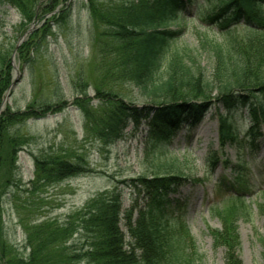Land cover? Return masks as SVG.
<instances>
[{"label": "rangeland", "instance_id": "rangeland-1", "mask_svg": "<svg viewBox=\"0 0 264 264\" xmlns=\"http://www.w3.org/2000/svg\"><path fill=\"white\" fill-rule=\"evenodd\" d=\"M128 1L66 0L53 17L49 14L39 21L28 20V7L21 11L0 5V51L9 54V87L14 83L3 95L2 111L31 110L38 115L7 128V134L23 144L14 153L10 185L0 201V252L15 264L30 258L33 264H93L91 233L82 226L93 211L91 202L116 190L122 210L128 213L135 204L142 206L144 197L125 182L168 173L184 180L179 191L183 201L189 200L181 222L189 234L185 241H192L204 264H225L223 233L232 235L231 255L238 264H264V131L256 151L252 150L246 142L250 119L245 111L234 118L240 143L220 141L214 108L201 127L183 129L156 145L149 141L145 127L137 132L130 128L123 139L108 145L98 138L95 119L106 103L98 94H114L139 109L155 108L120 76L121 50L107 20L111 21L117 5ZM190 13L183 21L186 32L168 43L164 61L174 52L195 51L209 77L213 61L205 49L200 50L201 35L228 47L243 44L249 32L237 27L221 36L217 30L207 31L198 18L190 20L195 11ZM45 108L51 109L43 115L40 111ZM161 149H167L162 161L173 170L156 168L153 156ZM210 153L215 155L213 166ZM61 160L77 164L78 173L53 176L49 163ZM236 165L245 167L241 179L248 186L241 192L231 185L219 188V182H231L233 173L226 169ZM234 197L242 198L241 205ZM136 214L135 209L133 219ZM122 219L120 228L128 242L127 221ZM213 232H222L220 240Z\"/></svg>", "mask_w": 264, "mask_h": 264}, {"label": "trees", "instance_id": "trees-1", "mask_svg": "<svg viewBox=\"0 0 264 264\" xmlns=\"http://www.w3.org/2000/svg\"><path fill=\"white\" fill-rule=\"evenodd\" d=\"M63 1L66 0H0V5L21 11L28 7V20L39 21L52 15ZM192 10L195 16H190V20L198 18L207 31L214 29L219 35L227 36L242 27L249 32L243 44L235 42L228 47L201 35L200 50L205 49L213 61L209 77L197 62L195 51L174 52L164 61L168 43L180 39L186 32L188 25L183 21ZM107 24L113 28V38L120 46L123 63L120 76L154 103L155 108L139 109L114 94L111 97L98 94L106 102L103 114L95 119L100 140L106 145L112 144L123 139L130 128L137 132L145 127L149 141L156 145L185 127H198L206 113L214 108L218 112V136L222 143H240L235 136L234 118L240 112L247 113L250 127L246 142L256 151V142L263 136L261 128H264V0H130L117 5ZM174 25L177 28L171 29ZM26 45L22 44L18 52L22 53ZM8 55L0 51V105L10 84ZM50 109L40 113L45 115ZM34 116L38 115L31 110L12 113L6 109L0 113V201L10 185L9 169L13 168L14 153L23 144L20 138L8 135L7 128ZM167 156V149L153 156L158 161L157 169L173 170L162 161ZM214 156L210 153L208 158L212 166ZM53 163L56 162H50L49 166L54 169L50 172L55 177L66 178L78 173L77 164L62 160L56 165ZM244 168L229 166L226 170L233 173L231 182H219L218 187L231 185L238 192L244 191L248 186L241 179ZM183 181L178 174L161 173L125 182L144 197L143 205L135 204L137 207L128 213L122 210L121 195L116 190L107 197L95 198L90 204L93 211L82 221L84 230L92 237L91 263L204 264L192 241L189 244L185 241L189 234L181 222L189 200L183 201L179 191ZM234 200L240 203L242 198L234 197ZM135 209L137 214L133 219ZM121 216L127 221L128 242L120 228ZM177 234L179 239L174 242L173 236ZM221 234L213 232L212 236L220 240ZM231 236L223 233L224 261L238 264L231 255ZM39 250L43 252L44 248ZM33 263L30 258L26 263L17 264ZM0 264L15 263L0 252Z\"/></svg>", "mask_w": 264, "mask_h": 264}, {"label": "water", "instance_id": "water-1", "mask_svg": "<svg viewBox=\"0 0 264 264\" xmlns=\"http://www.w3.org/2000/svg\"><path fill=\"white\" fill-rule=\"evenodd\" d=\"M28 33H29V32H27L26 34H28ZM22 39H23V38H22ZM22 39H21V40H22ZM13 85H14V83L12 84V86H13ZM12 86H11V87H12Z\"/></svg>", "mask_w": 264, "mask_h": 264}]
</instances>
